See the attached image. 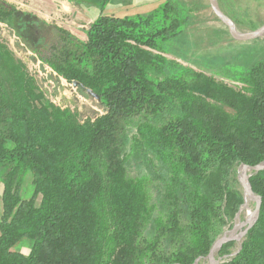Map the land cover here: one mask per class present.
<instances>
[{"label":"trees","instance_id":"16d2710c","mask_svg":"<svg viewBox=\"0 0 264 264\" xmlns=\"http://www.w3.org/2000/svg\"><path fill=\"white\" fill-rule=\"evenodd\" d=\"M110 2L97 0L85 41L52 26L36 50L98 97L96 118L48 99L0 35V264H194L244 203L236 168L264 161V45L217 79L164 55L193 17L189 3L118 16ZM6 3L0 23L24 18L18 35L36 39L45 22ZM248 175L258 216L235 253V240L221 245L219 264H264V169Z\"/></svg>","mask_w":264,"mask_h":264},{"label":"rangeland","instance_id":"374dc122","mask_svg":"<svg viewBox=\"0 0 264 264\" xmlns=\"http://www.w3.org/2000/svg\"><path fill=\"white\" fill-rule=\"evenodd\" d=\"M162 1L111 0L106 5L105 11L118 16H131L135 13L146 14ZM181 1L191 5L193 17L180 37L165 43L164 55L166 57L177 60L197 71L213 75L217 79H222L215 74L220 65L227 63L246 64L253 56L262 55L261 48L264 45V33L254 39L236 40L231 36L228 27L213 12L209 0ZM5 2H7V5L14 7L18 13L35 16L45 22L41 31H34L36 37L34 40L23 39L18 35L17 32L20 33V27L25 26V24L18 22L24 19L21 17L16 18L12 26L0 23V35L14 54L26 63L30 73L44 90L46 97L62 108L69 107L71 110L76 111L80 120L96 118L103 114L106 109L95 97L90 96L85 91L81 92L73 83L59 77L51 68L38 59L36 52L43 38H53L50 29L52 26L64 28L78 39L85 41V30L99 14V7L96 5L97 0H84L82 3L73 0H5ZM216 2L220 9L223 7L233 19L237 20L241 27H236L239 32H249L251 31L248 28L249 26L254 25L258 28L264 24V0H216ZM224 81L236 85L234 82ZM249 172L251 171H248L247 174ZM128 174L129 176L135 175L132 171ZM241 175L240 167L236 168V179L244 194V188L239 181ZM1 184L2 176L0 174V194ZM32 191L33 187L32 185L29 186V180H27L23 184L21 196L29 198ZM39 200L40 196L37 197V202ZM246 200L249 202L246 203ZM246 200L236 214L233 226L226 228L221 236L226 234L235 237L246 229L247 221L252 220L256 206L255 200L248 197H246ZM242 237L236 241V245L232 249L233 253L239 247ZM28 248L27 246L22 247L21 251L26 253L29 251ZM213 257L214 264L222 263L226 259L224 257L220 258L217 252L214 253ZM194 264H210V260L206 256L202 259L198 258Z\"/></svg>","mask_w":264,"mask_h":264},{"label":"water","instance_id":"95a60500","mask_svg":"<svg viewBox=\"0 0 264 264\" xmlns=\"http://www.w3.org/2000/svg\"><path fill=\"white\" fill-rule=\"evenodd\" d=\"M211 8L213 10V12L216 14V16L228 27L229 32L231 34V36L239 41H246V40H250V39H254L257 38L259 36H261L264 33V24L262 26H259L258 28H256L255 30L249 31V32H239L235 26V24L232 22V20L222 12V10L220 9V7L218 6L216 0H209ZM74 86H77L79 88H81L82 90H84L86 93H88L90 96L95 97L98 101V97L90 90L87 89L85 87H83L81 84L74 82L73 83ZM240 169H242V175L240 178V183L242 184L243 188H244V201L246 200V197H248L249 199L255 200L256 202V206H255V210L253 212V218L252 220H248V225L246 226V229L239 235L233 237V236H227L226 234H224L223 236H221L220 238H217L209 253H208V258L210 260V264H214V253L217 252L219 250V248L221 247V245L229 240H234L237 241L239 240V238L241 236H244L245 232L247 231V229L252 226V224L255 222L257 216H258V211H259V206H260V197L256 196L250 187L249 181H248V177L249 175L247 174L248 171L254 170V171H259L264 169V161L255 165V166H247V165H240Z\"/></svg>","mask_w":264,"mask_h":264},{"label":"bare ground","instance_id":"6f19581e","mask_svg":"<svg viewBox=\"0 0 264 264\" xmlns=\"http://www.w3.org/2000/svg\"><path fill=\"white\" fill-rule=\"evenodd\" d=\"M241 172H243V171H242V169H241ZM247 202H249V201H248V200H246V203H247ZM246 207H247V206H246ZM250 216H251V215H250ZM252 218H253V217H252Z\"/></svg>","mask_w":264,"mask_h":264}]
</instances>
